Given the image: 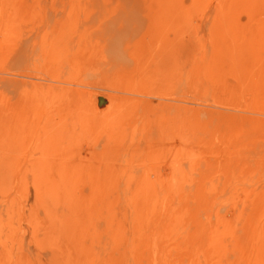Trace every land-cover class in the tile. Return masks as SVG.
Returning a JSON list of instances; mask_svg holds the SVG:
<instances>
[{"label": "rangeland", "instance_id": "374dc122", "mask_svg": "<svg viewBox=\"0 0 264 264\" xmlns=\"http://www.w3.org/2000/svg\"><path fill=\"white\" fill-rule=\"evenodd\" d=\"M0 264H264V0H0Z\"/></svg>", "mask_w": 264, "mask_h": 264}]
</instances>
